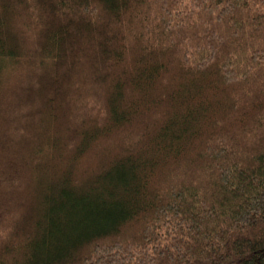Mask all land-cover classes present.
I'll list each match as a JSON object with an SVG mask.
<instances>
[{"label": "trees", "instance_id": "trees-1", "mask_svg": "<svg viewBox=\"0 0 264 264\" xmlns=\"http://www.w3.org/2000/svg\"><path fill=\"white\" fill-rule=\"evenodd\" d=\"M0 264H264V0H0Z\"/></svg>", "mask_w": 264, "mask_h": 264}, {"label": "bare ground", "instance_id": "bare-ground-1", "mask_svg": "<svg viewBox=\"0 0 264 264\" xmlns=\"http://www.w3.org/2000/svg\"><path fill=\"white\" fill-rule=\"evenodd\" d=\"M211 215V214H210Z\"/></svg>", "mask_w": 264, "mask_h": 264}]
</instances>
